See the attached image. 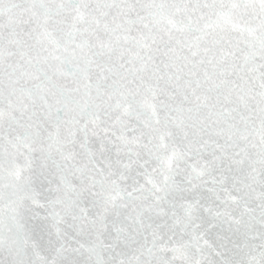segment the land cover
Segmentation results:
<instances>
[{
	"label": "snow or ice",
	"instance_id": "obj_1",
	"mask_svg": "<svg viewBox=\"0 0 264 264\" xmlns=\"http://www.w3.org/2000/svg\"><path fill=\"white\" fill-rule=\"evenodd\" d=\"M0 264H264V0H0Z\"/></svg>",
	"mask_w": 264,
	"mask_h": 264
}]
</instances>
